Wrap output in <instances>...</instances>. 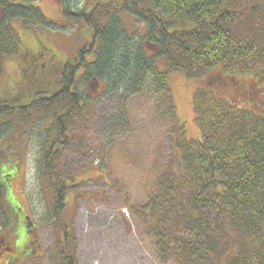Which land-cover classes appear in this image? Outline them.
I'll list each match as a JSON object with an SVG mask.
<instances>
[{
    "label": "trees",
    "instance_id": "obj_1",
    "mask_svg": "<svg viewBox=\"0 0 264 264\" xmlns=\"http://www.w3.org/2000/svg\"><path fill=\"white\" fill-rule=\"evenodd\" d=\"M37 1L0 0V78L4 60L20 53L11 21L20 20L27 31L51 26ZM73 2L62 3L63 16L84 20L92 43L62 65L57 78L54 69L37 67L30 87L55 86L26 105L0 94V138L8 134L6 119L18 118L20 130L33 115L52 114L55 133L40 167L51 187V211L40 227H59L63 241L68 239L69 226L61 221L66 182L55 159L68 145L74 115H83L88 107L76 91L77 80L99 83L95 93L123 89L133 96L149 84L152 95L163 99L161 120L166 121L175 117L167 72H181L199 83L192 104L200 140L185 141L177 130L173 152L179 154L182 181L160 184L148 203L158 221L170 217L173 230L169 235L165 228H150L161 251L173 252L181 264H204L207 259H217L216 264H264V0H107L89 13L70 11ZM123 13L134 15L145 27L129 32L120 19ZM147 46L154 50L149 53ZM158 57L167 64L165 72L157 69ZM216 69L219 73L211 75ZM224 85H233V93L242 95L245 103L260 95L261 108L239 107L217 96ZM7 152H0V180L5 182L18 174ZM231 229L247 240L237 250L230 249L231 238L225 234ZM62 255L64 264H77Z\"/></svg>",
    "mask_w": 264,
    "mask_h": 264
},
{
    "label": "rangeland",
    "instance_id": "obj_2",
    "mask_svg": "<svg viewBox=\"0 0 264 264\" xmlns=\"http://www.w3.org/2000/svg\"><path fill=\"white\" fill-rule=\"evenodd\" d=\"M106 1L74 0L70 11L89 13L95 5ZM62 3L67 4V0L37 1L36 7L51 24L49 28L27 31L20 20L11 21L20 53L3 62L0 94L14 99L16 105H26L43 89L53 90L55 83L30 87L40 71L37 67L45 65L54 69L57 78L61 66L73 62L78 50L92 43L89 25L84 20L65 18ZM120 19L129 32L145 27L134 15L123 13ZM147 50L151 53L154 49L147 46ZM156 65L160 72L167 70L162 57L156 59ZM218 71L212 70L211 75ZM167 73L176 119L165 118L166 121L161 120L163 99L152 95L149 84L140 95L133 96L123 89L95 93L99 83L77 80L76 91L88 102V107L83 115H74L68 145L55 159L57 170L66 182L61 221L69 226V236L64 242V231L59 227H39L43 254L38 264H64L62 253L77 264H181L173 252L161 251L156 233L150 228H165V233L170 235L173 230L170 217L158 221L155 207L148 203L160 184L174 183L183 175L179 154L173 152L177 130L181 129L185 141L200 140L192 104L199 83L181 72ZM224 87L221 92L215 90L217 96H224L239 107L252 105L256 111L261 108L257 106L260 95L257 99L253 97L251 104L246 98V105L242 95L241 99L233 93V85ZM18 123V118L5 120L9 130L0 138V152L7 149V160L11 158L18 167V174L11 182L12 190L19 200L27 201L32 219L40 226L51 211L52 191L40 167L55 133L52 114L33 115L20 130ZM179 192L183 194L185 190L181 187ZM225 234L230 235L231 250H237L247 241L237 229L227 230ZM216 263L217 259L204 262Z\"/></svg>",
    "mask_w": 264,
    "mask_h": 264
},
{
    "label": "flooded vegetation",
    "instance_id": "obj_3",
    "mask_svg": "<svg viewBox=\"0 0 264 264\" xmlns=\"http://www.w3.org/2000/svg\"><path fill=\"white\" fill-rule=\"evenodd\" d=\"M13 180V176L6 182L1 179L0 209L4 213L0 219V264H38L43 254L39 228L27 201L22 202L13 192Z\"/></svg>",
    "mask_w": 264,
    "mask_h": 264
}]
</instances>
